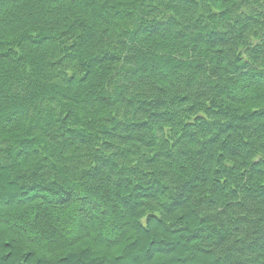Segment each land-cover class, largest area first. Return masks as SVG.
I'll return each mask as SVG.
<instances>
[{
	"label": "trees",
	"instance_id": "trees-1",
	"mask_svg": "<svg viewBox=\"0 0 264 264\" xmlns=\"http://www.w3.org/2000/svg\"><path fill=\"white\" fill-rule=\"evenodd\" d=\"M260 213L264 0H0V264L136 262L179 230L201 264H264Z\"/></svg>",
	"mask_w": 264,
	"mask_h": 264
},
{
	"label": "rangeland",
	"instance_id": "rangeland-1",
	"mask_svg": "<svg viewBox=\"0 0 264 264\" xmlns=\"http://www.w3.org/2000/svg\"><path fill=\"white\" fill-rule=\"evenodd\" d=\"M258 42H260V40ZM243 184H244V181H242L240 185L237 186V188L239 187L238 193L240 191V187ZM259 184L261 185V183ZM231 202H232L230 203L231 208L234 209L237 205L236 204L237 200L231 201ZM188 207L189 206H187L186 209ZM220 210L222 211H219V213L224 214L227 210V206H222ZM191 214L192 213H190V215ZM210 216L212 215L210 214ZM203 217H205V215L202 214L200 216V219ZM260 217L263 218L264 213H260ZM101 219L103 218L101 217ZM88 220H90L89 222L92 221L91 219H88ZM104 221H106L107 228H109L110 223H108L107 220H104ZM174 228L176 230V227L174 226V224H171L170 226H167V227L166 226L163 227V229L166 231L167 230L172 231ZM141 231H144V230L142 229ZM173 234H175L176 236H172V237L168 236L167 239L165 240L163 239L162 241L156 242L157 247L156 246L154 247L155 245L154 242L150 241L151 243H149L147 247H144V249H142V247H140V249L142 250L137 249V251H135L136 259H140L141 257H144L143 259H140L138 261L136 260V262H131L129 259H127L124 262H120V264H149L150 261H151L150 264H201V260L198 258H201L203 255H206V256H203L205 257L204 259H210V263H213L212 260L220 261L221 259L220 255L215 250L210 249L209 246L212 244H210L209 241H204L203 243H201L204 246H200V244L198 245L197 243L194 242L195 240L193 238V234L191 235L190 233H185L184 230L176 231ZM224 236L225 234H222V237ZM227 239L231 240L229 239V237H227ZM184 245H186V248L184 247ZM187 246H189V248L192 247V249L188 252H187L188 250ZM149 251H151V255H148V253H146ZM157 252L163 255L162 259L160 260L156 259L155 254H157ZM36 257H39V256L36 255ZM101 262L97 261L96 264H106L105 262L104 263H101ZM70 263L73 264L74 262L68 261L65 264H70ZM113 263H114V260L111 259L108 264H113Z\"/></svg>",
	"mask_w": 264,
	"mask_h": 264
},
{
	"label": "bare ground",
	"instance_id": "bare-ground-1",
	"mask_svg": "<svg viewBox=\"0 0 264 264\" xmlns=\"http://www.w3.org/2000/svg\"><path fill=\"white\" fill-rule=\"evenodd\" d=\"M214 262V261H213Z\"/></svg>",
	"mask_w": 264,
	"mask_h": 264
}]
</instances>
